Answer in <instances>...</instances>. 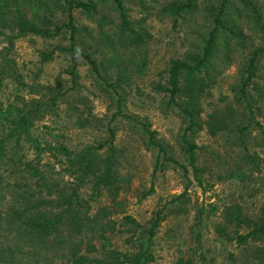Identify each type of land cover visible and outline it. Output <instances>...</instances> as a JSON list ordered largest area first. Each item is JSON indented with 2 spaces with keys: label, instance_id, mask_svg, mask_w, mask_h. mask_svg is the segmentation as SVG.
<instances>
[{
  "label": "rangeland",
  "instance_id": "rangeland-1",
  "mask_svg": "<svg viewBox=\"0 0 264 264\" xmlns=\"http://www.w3.org/2000/svg\"><path fill=\"white\" fill-rule=\"evenodd\" d=\"M49 1L51 9L40 12L52 21V36L27 34L11 46L0 32V136L11 130L20 110L40 103L35 99L45 105L42 117L31 125L33 140L63 144L73 152L93 147L104 158L114 130L116 197L114 188L97 186L93 177L86 183L72 178L62 170L61 157L44 155V161L55 164L60 180L82 186L81 197L92 212L107 207L116 222V231L97 238L96 252L87 255L98 259L108 249L125 255L144 249L151 221L164 210L150 245L155 259L149 264H177L180 258L196 264H261L254 250L262 242L241 246L220 236L216 225L229 204L239 203L252 216L264 206L263 51L256 75L244 85L250 56L264 48V0H251L261 12L258 23L240 0L226 5L228 22L242 32L246 45L232 40L230 49L221 46L214 60L213 80L202 98V129L189 136L198 145L199 178L181 146L186 123L164 88L172 60L184 59L200 46L221 0H195L194 9L177 19L168 7L184 0H123L138 38L121 26L113 0H97L98 14L91 15L81 7L70 10L66 0ZM23 12L32 16L39 9ZM70 12L74 36L67 25L57 29L70 23ZM120 69L125 80L118 76ZM211 125L219 128L215 134ZM144 126L188 171L175 163L155 170L157 155L146 148ZM33 146L28 139L21 142V153L30 160L36 156ZM127 215L140 223L138 231L125 224Z\"/></svg>",
  "mask_w": 264,
  "mask_h": 264
},
{
  "label": "trees",
  "instance_id": "trees-1",
  "mask_svg": "<svg viewBox=\"0 0 264 264\" xmlns=\"http://www.w3.org/2000/svg\"><path fill=\"white\" fill-rule=\"evenodd\" d=\"M58 1V0H57ZM247 12L261 22V12L251 0H240ZM70 10L81 7L89 15L98 14L97 0H66ZM120 15L121 26L133 36L138 33L130 26L123 0H113ZM229 0H221L219 9L214 16V25L200 46L191 50L184 59L172 60L169 68L168 82L164 88L169 94V103L177 107L183 121L186 123L182 150L192 167L195 177L199 178V168L196 165V150L198 145L189 138L202 129L201 113L202 98L213 80L214 63L221 46L230 49L231 41L235 40L242 46L246 45L242 32L228 22L225 8ZM38 8L28 16L23 8ZM195 7V0H184L173 3L168 8L177 17L184 12H190ZM51 9L49 0H0V32L5 33L8 42L13 46L15 39L27 34L52 36L49 16L40 11ZM70 23L58 25L68 26L75 35L72 13H69ZM139 40V39H138ZM264 48L256 49L248 60V73L244 85L250 84L256 75V64ZM228 56V52L226 54ZM45 57H50L46 54ZM95 65L96 62L90 59ZM74 73V70H73ZM118 76L125 80L127 74L122 69ZM36 107L20 110L9 132L0 136V264H61L64 260L73 264H149L154 261L150 245L156 235L161 221L164 219L160 210L147 229V241L144 249L132 255H125L116 249L105 250L100 258H90L87 254L97 250L95 240L104 238L108 232L116 231V222L111 218L107 207L92 212L88 201L81 197L80 184L65 181L57 177L59 171L51 161H44V155L54 154L61 157L66 171L81 183L91 177L97 186L114 188L116 197L119 187L115 185L112 165L115 147L113 145L115 132L111 133V144L108 156L99 157L97 150L87 147L79 152H73L66 145H55L51 142H40L30 138L31 125L34 120L42 117L45 103L35 99ZM225 124V122H224ZM219 129V128H218ZM210 126V132L218 130ZM221 129V128H220ZM142 139L149 150L156 151L155 170H163L172 163L181 165L169 156L163 145L156 139L155 132L144 126ZM30 140L34 144L36 156L28 159L21 153V142ZM99 148H104L100 146ZM186 171V166L181 165ZM83 185V184H82ZM180 196L176 197L178 199ZM125 224L132 225L136 232L140 223L127 215ZM216 232L225 238L235 240L239 245L246 246L250 242H262L254 250L258 253L261 264H264V206L257 216L246 213L239 203L227 205L223 210L222 221L216 225ZM177 264H196L192 259L180 258Z\"/></svg>",
  "mask_w": 264,
  "mask_h": 264
}]
</instances>
